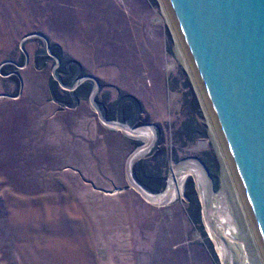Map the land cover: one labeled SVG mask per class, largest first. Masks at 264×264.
I'll use <instances>...</instances> for the list:
<instances>
[{
    "label": "rangeland",
    "instance_id": "obj_1",
    "mask_svg": "<svg viewBox=\"0 0 264 264\" xmlns=\"http://www.w3.org/2000/svg\"><path fill=\"white\" fill-rule=\"evenodd\" d=\"M180 48L162 0H0V264H224L239 192Z\"/></svg>",
    "mask_w": 264,
    "mask_h": 264
},
{
    "label": "water",
    "instance_id": "obj_2",
    "mask_svg": "<svg viewBox=\"0 0 264 264\" xmlns=\"http://www.w3.org/2000/svg\"><path fill=\"white\" fill-rule=\"evenodd\" d=\"M162 2L264 259V0Z\"/></svg>",
    "mask_w": 264,
    "mask_h": 264
},
{
    "label": "bare ground",
    "instance_id": "obj_3",
    "mask_svg": "<svg viewBox=\"0 0 264 264\" xmlns=\"http://www.w3.org/2000/svg\"><path fill=\"white\" fill-rule=\"evenodd\" d=\"M179 48H180V44H179ZM180 52H181L182 57L184 59L185 56H183V52H182L181 48H180ZM185 62L188 65V62L186 61V58H185ZM206 108H207V106H206ZM207 111H208V109H207ZM208 115H209V120H210L211 116H210L209 112H208ZM210 121H211V125H212L211 126L212 127V135H213V137L215 139V142H216V144L218 146V150L221 152L220 154H222V156L225 157L224 160H226V154H225L224 149H223V147H222V145L220 143V139L218 137V134H217V131L215 129V126L213 124L212 119ZM109 124H111V123H109ZM126 129H128V131L130 132L131 135H140V136L143 135L145 137H152V138H154V136H156L155 132H154V129L151 126H149V125L146 126V127H138V128H131V127L126 126ZM218 142H219L220 145L218 144ZM140 153H141V151L137 152L135 155H139ZM227 167L230 168V166H227ZM186 173L187 172H184L180 176V177H182L183 180L187 177ZM198 178H199V187L201 189L202 194L205 197V194H206L205 191L206 190H205V188L203 186L204 184L202 182L201 175L198 176ZM177 181H178V179H177ZM135 182L139 184V187L141 188V190L148 197V199L151 200L152 202H160V201H162L164 199V197L167 195L169 189H172L171 197H175L177 195V193H178V190H177L178 184L174 180L170 181L169 188L166 191H163V192H152V191H149L145 187H143V185H141L139 182H137L136 180H135ZM234 197H235V200H236L235 206H237L236 208H238L240 214L242 215L241 217H243L242 222H241V220L239 221L238 210L236 211L234 206L232 208H233V211H235V213L238 215V221H237L236 224H234V226H231L227 230H222L221 229V225H222V222H223L222 219H224L226 221H229V218H225V217L217 218L216 216L209 217V219H207V227H208V231H209V233L211 235V238L214 239L217 242V247H218V249H219V251H220V253L222 255L224 264H230L227 261V258H226V251H227L228 247H233L237 251V254H238V257H239V259L237 258V260H236L237 264H263L262 257L258 253L259 249H258L257 243H256L257 240H255V241L252 240V234H253L252 230L253 229L250 231L249 227H251V226L249 225L250 223L247 221L248 219L244 215L245 210H244V207L242 206L241 200L239 199V195H237V196L234 195ZM214 205L216 207L219 206V201L217 199H215ZM243 221H244L245 225L243 224ZM217 232H221V237H219L217 235ZM238 237H240V238H244L245 237L247 242L245 243V242L236 241L235 239L238 238ZM250 237H251V242L247 239V238L250 239Z\"/></svg>",
    "mask_w": 264,
    "mask_h": 264
},
{
    "label": "crops",
    "instance_id": "obj_4",
    "mask_svg": "<svg viewBox=\"0 0 264 264\" xmlns=\"http://www.w3.org/2000/svg\"><path fill=\"white\" fill-rule=\"evenodd\" d=\"M58 16V15H57ZM56 17V15L54 16V18ZM55 21H56V18L54 19ZM54 21V22H55ZM52 23V22H51ZM50 23V25H48V27H51L52 26V24ZM57 23L59 24V25H62L63 26V23L62 22H60V20H57ZM70 26V25H69ZM59 27V26H58ZM69 28V27H68ZM24 32V34H25V31H23ZM21 35L20 34V42L23 40V38H24V36L25 35ZM19 37V36H18ZM17 37V38H18ZM10 40H12V38H9ZM16 40V39H15ZM15 49V47H14V45L12 46V44L11 43H8V45H5V47H3V49H2V55L4 56V55H6V56H8V55H11V53L10 52H12L13 50ZM0 56V60H6V59H2V57L3 56ZM28 60H31L30 58H28ZM0 66H1V61H0ZM35 76H38V75H34L33 74V78L35 77ZM48 79L50 80V77L48 78V76H47V78H45V83H47V85H48V83H50L49 81H48ZM48 87V86H47ZM104 123V122H103Z\"/></svg>",
    "mask_w": 264,
    "mask_h": 264
}]
</instances>
